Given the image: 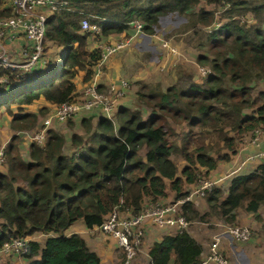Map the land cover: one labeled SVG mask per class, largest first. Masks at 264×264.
I'll return each instance as SVG.
<instances>
[{
    "label": "trees",
    "instance_id": "16d2710c",
    "mask_svg": "<svg viewBox=\"0 0 264 264\" xmlns=\"http://www.w3.org/2000/svg\"><path fill=\"white\" fill-rule=\"evenodd\" d=\"M62 1L44 30L45 39L66 49L60 65L51 79L19 88L10 97L0 88L7 112L9 103L19 112L38 98L52 105L70 101L77 95L72 82L76 71H84L83 82L90 79L100 50L86 49L90 33L81 31L82 18L96 25L99 35L121 32L133 20L141 22L143 34L152 35L159 17L175 13L185 20L164 37L191 42L205 73L194 81L190 73L180 72L165 89L141 82L135 99L148 108L145 118L141 109L124 106L113 112L114 120L98 116L92 122L93 116L79 115L82 134L71 132L69 151L64 150L68 139L52 125L45 130L43 145L26 143L27 160L20 156L18 134L11 136L2 150L0 245L34 232L48 234L42 245L27 241L21 255L25 264H99L78 234L64 235L66 228L75 221L99 226L114 207L138 215L168 203L158 201L167 191L175 200L182 198L188 184L235 152L244 134L264 128V0ZM9 12L0 1V17ZM248 13L253 21L247 20ZM46 113L41 107L36 114L13 116L14 127L18 133L31 130L37 116ZM69 120L65 122L72 126ZM171 123L183 128L175 130ZM172 156L184 161L179 172ZM220 196L214 185L202 196L206 212L200 214L189 201L179 209L186 220L215 215L229 224L237 207L256 213L264 205V165L233 176ZM200 253L201 245L182 229L152 243L149 264H200Z\"/></svg>",
    "mask_w": 264,
    "mask_h": 264
},
{
    "label": "crops",
    "instance_id": "0c3cea01",
    "mask_svg": "<svg viewBox=\"0 0 264 264\" xmlns=\"http://www.w3.org/2000/svg\"><path fill=\"white\" fill-rule=\"evenodd\" d=\"M247 17L249 21H253L249 13L247 14ZM161 26L162 25L159 24V28L152 35H146L141 32V34L135 37L129 44H133V46H126L122 49L112 52L99 66V74L95 80L98 89L106 90L109 84L117 83L119 80H125L127 82V88H125L124 96L120 98L121 100L119 106H124L127 108L131 107L133 94L137 90L135 86L137 81H157L161 84H165L166 86L163 88L165 89L174 82L177 75L179 74L178 71L190 73L194 81L201 80L202 75L200 74V69L195 61L197 53L186 52L187 57H185V51L181 50L182 47L179 46V44L183 42L182 40L175 39L174 36H168L166 38L164 37L165 33L177 27L170 28L169 30L159 31L162 28ZM131 32L132 27L129 25L128 28L118 33L99 35L98 31L94 34H90L86 38V49L90 51L96 47L98 48V46L101 44L106 45L112 44L116 41H121L126 36L130 35ZM96 35L98 37L97 40L94 39ZM160 39L166 41L169 44V46L173 49V53H171L167 48L160 47ZM6 44L9 51H14L18 49L19 46L24 45L25 41L21 36L17 35L12 42H6ZM44 46L46 50V56H49L50 64L49 66L41 68L35 67L33 72L36 75H44L48 70H50L58 50L60 47L63 48V46H56L47 39H45ZM132 50H135L133 57H127V53H130ZM191 55H193V57ZM56 69L57 67L53 70ZM92 69L93 67H91V70ZM175 69L177 71L173 72ZM168 70L172 72H170L169 77L165 80V72ZM83 75L84 71L78 70L72 78L76 93L80 91L84 84ZM132 83L133 85H131ZM18 85L19 84L15 85L13 91L11 89H7L4 93L10 97L14 91L24 87H17ZM51 106L52 104L46 102L43 100V98H38L32 101L30 104L21 106L22 109L19 112L16 110V105L14 103H9L7 107L10 111L9 113L5 109V104L0 103V150H3L4 145L8 142L11 136L17 132V129L14 127L16 122L12 120L13 116L17 117L26 112L36 114V109L38 110L39 108L44 107L48 110ZM145 110L147 111V109ZM86 114L93 116L92 122H94L96 118L100 116L97 110H91ZM40 116L41 115L37 116L36 122L40 121L42 118ZM75 117L71 118L70 120H73ZM51 125V127L54 129H59L60 126H63L61 123L56 124L55 122ZM174 161L177 165V171L179 172L184 166V161L179 157L174 158ZM260 164L264 165V128L260 129L257 135H254L251 131L244 134L241 137L235 152L230 154L226 160H218L216 166L211 169L205 177L217 180L215 187L220 189V199H222L226 194V189L233 176L249 173ZM194 186L195 183L188 184L187 190H190ZM158 201L160 203L173 202L175 201L174 193L167 191L164 197ZM189 202H191L194 209L200 214L207 211V204L204 200V197H194ZM261 207L262 205L258 207L256 213L247 212L243 210L242 207H237L235 209V220L233 223L250 227L253 229V231H258L261 225L264 226V216L261 213ZM120 214L129 215V212L123 210L120 211ZM255 214L259 216L260 220L255 219ZM207 219H209V221L190 219L188 220L189 224L184 229L190 237H192L201 245L200 259L206 250L208 242L211 240L213 235L220 232L221 224L224 222L221 218L215 215H209ZM141 227L144 233L140 248L128 264H149L150 259L148 256V250L152 243L154 241L160 240L163 235H173L177 232L175 227L163 225L159 226L146 216L141 221ZM71 233L78 234L84 240L87 247L98 256L99 264H123L121 263V258L123 255L117 246L116 239L111 235L99 231L97 226L85 227L81 221H75L64 230L65 236L70 235ZM47 236L48 234L34 232L31 235L25 237V239L27 241H35L39 245H42L44 239ZM260 237H255V235H253L251 238L239 242L232 239L228 234L223 233L219 237L218 248L227 256V264H264V238ZM5 258H3L5 260L0 262L8 261V264L26 263L23 257L16 255L7 256ZM172 260L173 255L170 257V261ZM207 264L215 263L209 262Z\"/></svg>",
    "mask_w": 264,
    "mask_h": 264
},
{
    "label": "built area",
    "instance_id": "2783aa9c",
    "mask_svg": "<svg viewBox=\"0 0 264 264\" xmlns=\"http://www.w3.org/2000/svg\"><path fill=\"white\" fill-rule=\"evenodd\" d=\"M7 2L10 14L0 17V88L4 91L13 87L14 84L26 80L35 67L41 68L47 65L48 58L44 46L45 24L51 12L62 8L64 5L62 0H7ZM247 20L249 21V19ZM129 25L132 27V32L123 40L99 45L100 58L93 66L90 79L84 82L77 95L70 101L53 104L40 120L34 132L23 131L28 141L43 145L45 130L52 123L62 124L68 119L88 113L91 110H97L100 116L113 120L112 114L119 106V99L127 88V82L119 80L117 83L109 84L106 90H100L95 80L99 74V66L105 58L112 52L129 46L131 41L141 34L142 24L140 21L133 20ZM79 26L81 31L90 34L98 32L97 26L89 24L86 18L79 21ZM17 35L23 38L25 44L14 51H9L6 42H12ZM160 47L167 48L173 53V49L162 39H160ZM199 69L200 74L203 75L205 70ZM252 133L257 135L259 129H254ZM2 160L3 154L0 150V162ZM216 182V179L200 177L194 182L195 186L188 190L182 198L163 205L155 204L135 216L121 215L118 208L114 207L104 216L97 228L102 233L111 235L116 239L117 246L124 256L123 264H125L139 250L140 236L143 232L141 221L145 216L159 226H173L177 231L185 229L189 221L182 215L179 204L190 201L194 197H202ZM223 233L239 242L249 239L252 234L247 226L223 222L220 232L213 235L208 242L200 259V264L209 262L215 264L228 263L227 256L218 248L219 237ZM26 251L27 240L25 238L11 239L0 245V260L11 255L21 256Z\"/></svg>",
    "mask_w": 264,
    "mask_h": 264
},
{
    "label": "rangeland",
    "instance_id": "374dc122",
    "mask_svg": "<svg viewBox=\"0 0 264 264\" xmlns=\"http://www.w3.org/2000/svg\"><path fill=\"white\" fill-rule=\"evenodd\" d=\"M1 6H5V7H8V2L6 1V0H1ZM9 14H10V12H9ZM160 19V18H159ZM184 18L183 17H181V16H178L177 14H175V13H172V14H165L164 16H162L161 17V19L158 21V23L160 24V25H162L161 27V29L159 30V31H161V30H169L170 28H173V27H181V24L184 22ZM159 27H157V28H155V31H157V29H158ZM130 46H133V44L132 45H129L128 47H130ZM179 46H181L182 48H181V50H183V51H185L184 52V56L185 57H187V53L186 52H190V53H198V51L196 50V49H194V46L191 44V42H189V43H185V42H182L181 44H179ZM64 48V47H63ZM61 48L60 47V49L58 50V53L56 54V58H55V60H54V63H53V65H52V67H51V69L50 70H48L44 75H36V74H34V73H32L26 80H24L23 82H21L17 87H20V86H29V85H32L33 83H39V82H42V81H47V80H49V79H51V76H52V73L55 71V70H53L54 68H58L59 67V65H60V62H61V60H62V57L64 56V53L66 52V49L64 48ZM46 51V50H45ZM133 53H135V50H132L130 53H127V57H129V56H132L133 57ZM192 57H193V55H191ZM47 57H48V59H49V56L47 55ZM51 57H53V56H51ZM61 57V58H60ZM184 57V58H185ZM177 70L175 69L173 72H176ZM170 72H172V71H170V70H168L167 72H165V80L169 77V75H170ZM180 72H182V71H178V73H180ZM141 82H144V81H137V84H135V86H136V89H138V86H139V84L141 83ZM144 83H146V82H144ZM157 84L158 85V88L159 89H163L166 85L165 84H161V83H159V82H157V81H151V82H147V84H150L151 86L152 85H154V84ZM129 85V84H128ZM131 85H133V83L131 84ZM156 85V86H157ZM257 86L258 85H254V88H257ZM259 87H260V85H259ZM123 96H124V94H123ZM122 96V97H123ZM120 100L121 99H119V104H120ZM38 105V104H37ZM123 107V106H122ZM143 108H145V107H143ZM143 108H141V107H139V104H137V102H136V99H135V93L133 94V101H132V105H131V107L129 108L130 110H139V109H141L140 111H141V117L142 118H145L146 116H147V111H148V108H145V109H147V111L145 110V109H143ZM37 110V109H36ZM35 110V112H37ZM46 114H42L40 117H44ZM79 116V115H78ZM78 116H76L73 120H69V122H71L72 123V126H69L68 125V123L67 122H65V123H62V125L63 126H60V128L58 129V132H60V133H63V136L66 138V139H68V143H66L65 145H64V150L65 151H69V135L71 134V132H75V133H78V134H82V129H81V126L79 125V119H80V117H78ZM83 116H88L87 114H85V115H83ZM41 120V119H40ZM114 120V119H113ZM40 122V121H39ZM39 122H36L35 123V125L32 127V128H30L31 130H27V129H25V130H23V131H28V132H34V129H36L37 127H38V124H39ZM171 125L173 126V128L175 129V130H179L180 128H183V126L182 125H176V124H173V123H171ZM61 130V131H60ZM63 131V132H62ZM19 132H20V130H19ZM28 132H26V133H28ZM16 133L19 135V137H18V135H16ZM15 133V135L17 136V139H16V143H17V146L19 147L18 149H19V153H20V156L22 157V159H24V160H27V148H26V143L28 142V139H26V137H25V135H24V133L23 132H20V133H18V132H16ZM14 135V134H13ZM173 157V156H172ZM173 158H178V157H176V156H174ZM2 164L3 163H1L0 162V171H4V168H3V166H2ZM261 213L263 214V216H264V205H262V207H261ZM206 220L205 221H209V219H207V218H205ZM211 227V226H210ZM250 228V227H249ZM250 230H251V232H252V234H251V236H250V238L253 236V235H255V237H263L264 238V226L263 225H261L260 227H259V229H258V231H256V230H254L253 231V229H251L250 228ZM256 234H257V236H256ZM260 237V238H261ZM261 241V240H260ZM264 241V240H263ZM263 241H261V242H263ZM120 249V248H119ZM120 251H121V249H120ZM121 253H122V251H121ZM136 255V254H135ZM20 257H22V256H20ZM132 259V258H131ZM130 259V260H131ZM130 260L127 262V263H125V264H128L129 262H130ZM8 262V261H7Z\"/></svg>",
    "mask_w": 264,
    "mask_h": 264
},
{
    "label": "clouds",
    "instance_id": "9594fccd",
    "mask_svg": "<svg viewBox=\"0 0 264 264\" xmlns=\"http://www.w3.org/2000/svg\"><path fill=\"white\" fill-rule=\"evenodd\" d=\"M98 31H99V30H98ZM142 33H143V32H142ZM126 37H127V36H126ZM44 43H45V40H44ZM101 45H102V44H101ZM101 45H100V46H101ZM98 48H99V50H100V47H99V46H98ZM47 58H48V57H47ZM49 64H50V59H48V63H47V65H46V66H49ZM32 73H34V72H32ZM22 82H23V81H22ZM20 83H21V82H20ZM20 83H19V84H20ZM15 85H16V84H14V86H13V87H11V88H8V89H11V90L13 91V88L15 87ZM6 90H7V89H6ZM6 90H5V91H6ZM5 91H4V90H2V92H3V93H4ZM42 118H43V117H42ZM42 118H41V119H42ZM259 131H260V129H259Z\"/></svg>",
    "mask_w": 264,
    "mask_h": 264
},
{
    "label": "water",
    "instance_id": "95a60500",
    "mask_svg": "<svg viewBox=\"0 0 264 264\" xmlns=\"http://www.w3.org/2000/svg\"><path fill=\"white\" fill-rule=\"evenodd\" d=\"M161 17H162V16H161ZM161 17H159V18L161 19ZM159 18H158V21L160 20Z\"/></svg>",
    "mask_w": 264,
    "mask_h": 264
}]
</instances>
